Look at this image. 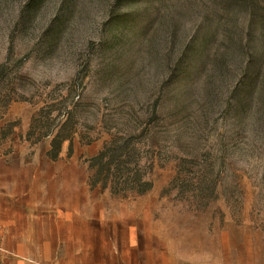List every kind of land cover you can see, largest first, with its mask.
<instances>
[{"label":"rangeland","instance_id":"374dc122","mask_svg":"<svg viewBox=\"0 0 264 264\" xmlns=\"http://www.w3.org/2000/svg\"><path fill=\"white\" fill-rule=\"evenodd\" d=\"M0 264H264V0H0Z\"/></svg>","mask_w":264,"mask_h":264},{"label":"trees","instance_id":"16d2710c","mask_svg":"<svg viewBox=\"0 0 264 264\" xmlns=\"http://www.w3.org/2000/svg\"><path fill=\"white\" fill-rule=\"evenodd\" d=\"M112 14H113L112 7H110V9L107 11V16L111 17ZM124 19H125V17H117L116 18V20H118V21H122ZM110 153H111V151L109 150V148L105 147L102 151H100L97 154V156H95L92 159L91 167L94 168L95 166H99L100 169L97 170L96 177H94V175H93V177H91V179H90V185L91 186H94L95 184L101 183L102 188H106L108 186V184L110 183L109 173L111 172V168L114 167L113 164L111 163L112 161H114V157H113V155H109ZM109 156H111V157H109ZM104 171L106 173L105 175H103ZM100 177H102V178H100ZM136 186H138V187H133L131 190L132 191L134 190L135 193L143 194L144 192L149 190L151 184L149 181L138 179ZM111 190H113V193H115V194L117 193L116 190H114V189H111Z\"/></svg>","mask_w":264,"mask_h":264},{"label":"crops","instance_id":"0c3cea01","mask_svg":"<svg viewBox=\"0 0 264 264\" xmlns=\"http://www.w3.org/2000/svg\"><path fill=\"white\" fill-rule=\"evenodd\" d=\"M9 197L12 199V201H13V198H15L16 200L17 199H20V198H23V193H21L20 195H18V194H16V193H11L10 195H9ZM31 202V201H30ZM26 203V205H25V207L26 208H29V209H33L32 207L33 206H36L35 204H33V203ZM23 205H21V207H22ZM37 207H35V209H36ZM23 214L22 213H20L19 215H17L18 216V220H22L23 221V216H22ZM23 223V222H22ZM27 227H29V226H27ZM21 238H23V234H21L20 235V240H21Z\"/></svg>","mask_w":264,"mask_h":264}]
</instances>
